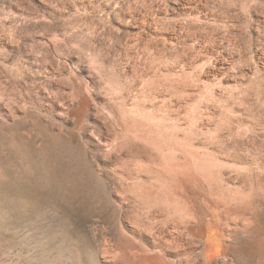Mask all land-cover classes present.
Wrapping results in <instances>:
<instances>
[{"label": "rangeland", "instance_id": "rangeland-1", "mask_svg": "<svg viewBox=\"0 0 264 264\" xmlns=\"http://www.w3.org/2000/svg\"><path fill=\"white\" fill-rule=\"evenodd\" d=\"M149 119L153 128L148 131ZM141 121H146L142 127ZM18 134L24 145L34 141L41 148L50 136H57L63 146L84 150L90 167L108 178L107 195L117 204L127 199L123 224L119 218L109 219L107 212L85 218L80 201L59 199L61 209L54 208L51 191L36 190L25 175L30 162L9 153L8 144L20 142ZM0 135L6 142L0 148V169L10 173L0 179V200L20 191L40 201L39 208L28 207L20 221L0 207V264H132L121 254L131 248L150 256L151 264H263L264 257L257 256L264 255V247L254 257L247 243L253 235L259 244L264 232V0H0ZM156 139L168 140L165 145L171 150L182 144L208 155L214 169L219 166L221 181H233L229 187L234 193L249 191L245 186L253 182L255 195L260 194L259 230L247 233L244 220L234 215L237 220H226L228 214L222 211L212 219L207 209L215 207L214 185L205 182V188L193 189L183 174L176 179L165 161L171 150L157 152L152 146ZM175 153L173 157L181 158ZM12 173L22 179H13ZM158 176H167L163 180L169 185L171 179L176 181L149 205L134 196V190L144 188L142 179L149 185ZM197 186L205 189L204 198L200 189L196 197ZM166 189L172 197L181 191L176 204ZM206 201L213 204L206 207ZM115 202L111 207H117ZM183 207L192 208L193 214ZM201 213L207 216H198L205 225L203 233L199 227L193 232L190 228L200 219L189 223L191 227L185 221ZM61 220L68 221L70 237L60 242L54 224ZM213 223L215 232L209 229ZM183 229L189 231L183 234ZM219 229L226 234L211 238ZM235 234L241 237L237 239L244 236V242L234 241ZM168 235L175 236L173 242ZM249 244L255 249L252 241Z\"/></svg>", "mask_w": 264, "mask_h": 264}, {"label": "bare ground", "instance_id": "bare-ground-1", "mask_svg": "<svg viewBox=\"0 0 264 264\" xmlns=\"http://www.w3.org/2000/svg\"><path fill=\"white\" fill-rule=\"evenodd\" d=\"M142 110V109H141ZM144 112V111H143ZM136 114V113H135ZM138 114V113H137ZM145 114V113H144ZM143 114V115H144ZM141 115V114H140ZM146 115H148L147 113H146ZM145 115V116H146ZM132 116V115H131ZM135 116H137V115H135ZM142 116V115H141ZM140 116V117H141ZM150 116V115H149ZM152 116V115H151ZM156 115H154V117H155ZM160 116H161V114H160ZM160 116H158L159 118H161ZM164 116V115H163ZM146 118V117H145ZM148 118V117H147ZM165 118V117H164ZM132 119V118H131ZM157 119V118H156ZM166 119V118H165ZM129 120V119H128ZM138 120V119H137ZM136 120V121H137ZM150 120V119H149ZM149 120H147V123H148V121ZM151 121V120H150ZM157 121H158V119H157ZM163 121V120H162ZM166 121V120H165ZM129 122V121H128ZM142 122V121H141ZM146 122V121H145ZM145 122L143 123H139L140 125L142 124V125H145ZM160 122V121H159ZM138 122H136V124H137ZM152 121L150 122V123H148V124H146L147 126H149V127H151L152 126ZM164 123V122H163ZM151 124V125H150ZM133 125V124H132ZM131 125V126H132ZM142 125H141V127H142ZM153 125H154V123H153ZM146 126V127H147ZM168 126H170V125H168ZM171 126H174V124L173 125H171ZM134 127H136V126H134ZM138 127H140L139 125H138ZM137 127V128H138ZM146 127H144L145 129H146ZM148 127V128H149ZM155 127H157V126H155ZM155 127H154V129H155ZM161 127V126H160ZM164 127V126H163ZM136 128V129H137ZM153 127H151V128H149L148 129V131L149 130H151ZM164 128H166V127H164ZM141 129V128H140ZM143 129V128H142ZM144 129V130H145ZM167 129V128H166ZM170 129V128H169ZM163 131H164V129H162ZM137 131H138V129H137ZM140 131V130H139ZM142 131V130H141ZM147 131V130H146ZM152 131H154V130H152ZM166 131V130H165ZM167 132V131H166ZM141 133V132H140ZM143 133V132H142ZM145 133V132H144ZM143 133V134H144ZM148 133V132H147ZM149 133H151V132H149ZM149 133H148V135H149ZM158 133V132H157ZM130 133H128V135H129ZM135 134V133H134ZM154 134V133H153ZM160 134V133H159ZM146 135V134H145ZM156 135V133L154 134V136ZM160 135H163L162 133L160 134ZM165 135V134H164ZM168 135V134H167ZM166 135V136H167ZM48 136V135H47ZM157 136V135H156ZM155 136V137H156ZM159 136V135H158ZM176 136H179L178 134L176 135ZM46 137V136H45ZM138 137H139V134H138ZM141 137V136H140ZM142 137H143V135H142ZM149 137V136H148ZM161 137H163V138H165L164 136H161ZM16 138L17 139H19L20 140V142H13V143H9L8 144V150H9V153H10V155L12 156V157H23V159L24 160H26V161H28V162H30V168L28 169V170H25L24 171V173H25V175L26 176H28V179H33V182H34V184L33 185H35V187H36V190H38V188H39V190L41 189V188H47L49 191H51V194L50 195H52V196H50L52 199H51V205L54 207V208H56L57 210L58 209H61V207H60V203H59V199H63V200H69V201H72V202H75V201H80L79 202V210L80 211H83L84 213H85V218H88L89 216H93L94 214H98V215H101V213L102 212H107V214H108V218L109 219H115V218H119V223L121 224L122 223V220H123V217H124V211H125V206H124V201L125 200H127V199H124L123 201H121L119 204H117V202H115L114 200H112L108 195H107V185H106V182H108V178L106 177V176H104V174H97L91 167H90V165H89V163H88V160H87V158L85 157V154H84V150H82L79 146H70V147H67V146H63L62 144H61V141L59 140V137H57V136H50V138L48 139V141H47V143H45V145L43 146V147H38L37 145H36V143L34 142V141H31L30 142V144H28V145H24L23 144V141L21 142V140L22 139H24L22 136H19V134L16 136ZM130 138V137H129ZM135 138V137H134ZM137 138V137H136ZM143 138H145V139H147L146 138V136H144ZM151 138H152V135H151ZM150 138V139H151ZM154 138V137H153ZM158 138V137H157ZM149 139V140H150ZM155 139V138H154ZM167 139V138H166ZM180 138H178V140H179ZM18 140V141H19ZM29 140V139H28ZM140 140V139H139ZM148 140V139H147ZM152 140V139H151ZM157 140V139H156ZM156 140H153V141H155L154 142V145H152L153 147H154V149L157 151V152H165V150L166 149H168V150H166V153H167V151H170L171 149V147L170 146H168L169 148H167V146L165 145V144H167L166 142L168 141H166L165 139H163L164 140V142H163V140L161 139V141L160 142H158V140L156 141ZM183 140V139H182ZM185 140V139H184ZM183 140V141H184ZM142 141H143V139H142ZM146 143H147V141L146 140H144ZM180 141V140H179ZM169 142H170V140H169ZM169 142H168V144H169ZM178 142V141H177ZM5 139H4V135L2 136V135H0V148H2V147H4L5 146ZM26 143V142H25ZM152 142H150V144H151ZM171 143V145L173 144V142L171 141L170 142ZM174 143H176V142H174ZM186 143V142H185ZM190 143H191V141H190ZM177 144V143H176ZM175 144V145H176ZM179 144V143H178ZM177 144V145H178ZM186 144H189V143H186ZM147 145H148V143H147ZM181 146H182V148H183V150H185V152L186 153H184L185 155H183V154H181L182 152L181 151H183L182 150V148H181ZM184 146V147H183ZM148 147V146H147ZM188 147H189V145H188ZM187 147V145H182V144H179L178 146H176V147H174V145H173V150L175 151V152H179L180 150V153L178 154L181 158H175V157H173V154L175 153V152H173L172 153V151L173 150H171L170 151V153L172 154H169V152H168V155L165 153V155H167L166 156V159H165V161L168 163H164V164H167V166L169 167V170H170V172L173 170V172L175 171V176L177 177L176 179H178V177H179V175L180 174H183L184 176H185V178H183V179H186V181H189V182H187V183H190V185L193 187V189L195 188V186L196 185H208L209 183H211V184H209L210 186L211 185H214V187H211V189H213L212 191L214 192V194L212 193V191H208V192H211L212 193V195H211V193H210V195L211 196H213L214 195V201L215 202H213L214 203V209H213V207H212V205L211 206H208L209 204H210V202H208V201H206V202H208V204L207 205H205L204 203H202L203 205H201V206H208V207H210V208H212L211 210H209V209H207V208H204V212H205V214H207V215H209L208 213H206L207 211H206V209L208 210V212H211V214H210V216H211V218L213 217H219L218 216V214L219 213H217V212H220V211H222L221 213H225V214H230V217L227 215V217H225V218H227L226 220H228V218H231V216H237L236 218L237 219H239L240 221H241V219L242 220H244V223L242 222V224L244 225V227H245V230H246V232L247 233H254L255 231H254V228H255V226H257V225H259V222H260V214H261V204H260V202H259V200H258V198L257 197H260V194H259V196H257L258 195V193H257V195H255V192H257V191H255V189L256 188H254L255 187V185L254 184H250V183H248L247 185H249V187L248 186H245L246 188H248L249 189V191H246V189H244V191H241L240 190V192L239 193H234L232 190H234V189H231L229 186H231V185H229V184H231L232 182H230L229 184L228 183H226L225 182V180H224V182L225 183H223L222 181V179H220L221 177V175H220V171L219 170H217V168L219 167H215L216 169H214V167H213V165H212V159L208 156V155H204V154H202V153H199L198 151H195L194 149H192V146H191V148H188ZM149 149V148H148ZM151 149V148H150ZM153 149V150H154ZM1 150V149H0ZM152 150V151H153ZM151 151V152H152ZM155 151V152H156ZM163 152V153H164ZM153 153V152H152ZM176 154V153H175ZM209 154V153H208ZM152 155V154H151ZM177 154L175 155V156H178ZM183 155V156H182ZM159 156V155H158ZM154 157V156H153ZM0 158H1V156H0ZM150 158H151V156H150ZM162 158H163V156H162ZM11 159V158H10ZM152 159V158H151ZM214 159V158H213ZM8 160V159H7ZM163 159H161V161H162ZM17 161V160H16ZM120 161V160H119ZM160 161V160H159ZM160 161V162H161ZM11 162V161H10ZM27 162V163H28ZM215 162V161H214ZM12 163V162H11ZM163 162H161V164H162ZM170 163V164H169ZM218 164H220L219 163V161L217 162ZM216 163V165H218ZM163 165V164H162ZM169 165H171V167L169 166ZM222 165V164H221ZM141 166V165H140ZM142 166H145V165H142ZM146 166H147V164H146ZM145 166V167H146ZM165 166V165H164ZM164 166L162 167V168H164ZM137 167V166H136ZM116 168V167H115ZM134 168V167H133ZM138 168V167H137ZM140 168V167H139ZM149 168V167H148ZM172 170H171V169ZM222 168V167H221ZM239 168V167H238ZM7 169H9V168H7ZM117 169V168H116ZM165 169H166V167H165ZM164 169V170H165ZM107 170V169H106ZM129 170V169H128ZM131 170V169H130ZM135 170H136V168H135ZM135 170H132V171H135ZM138 170V169H137ZM140 170V169H139ZM148 170V169H147ZM141 171V170H140ZM149 172V171H148ZM151 172V171H150ZM149 172V173H150ZM154 172V171H153ZM153 172H152V174H153ZM168 172V171H167ZM177 172H178V175H176L177 174ZM136 173V172H135ZM143 173V172H142ZM147 173V172H146ZM148 173V174H149ZM180 173V174H179ZM10 173H9V171H6V170H4L3 168H1L0 169V179H5V178H7L8 177V175H9ZM108 174V173H107ZM116 174V173H115ZM123 174V173H122ZM152 174H151V176H152ZM167 174V173H166ZM110 175V174H109ZM130 175V174H129ZM150 175V174H149ZM156 175H158V174H156ZM156 175H155V177H156ZM182 175V177H184ZM230 175V174H229ZM7 176V177H6ZM12 178L13 179H22V177L20 176V175H16V173H12ZM122 176V175H121ZM170 176V175H169ZM227 176H228V174H227ZM136 177V176H135ZM134 177V178H135ZM155 177H154V180H153V182H152V180H151V183H149V185L147 184V182L146 181H142V180H144V179H140L141 180V182H143L142 184H144V188L143 189H141L140 190V188L138 189V191H136V190H134L133 191V194H134V196L138 199V198H140V200L142 199H145L146 200V204H148L147 202H149L150 201V199H152L155 195H156V197L157 196H160L161 195V191L163 192V191H165V188H167V187H169V186H171L172 184H173V181H176V180H173V179H171V180H173V181H168V182H172V184H166V182H167V180L165 181V180H163V178H165V177H167V176H163V178L162 177H159L158 176V178H156L155 179ZM171 177V176H170ZM133 178V177H132ZM162 178V179H161ZM175 178V177H174ZM180 178V177H179ZM123 179H124V177H123ZM128 179V178H127ZM137 178H135V180H136ZM133 180V179H132ZM180 180V179H179ZM179 180H177V181H179ZM222 180V181H221ZM244 180V179H243ZM131 181V180H130ZM129 182V181H128ZM127 182V183H128ZM181 182V180L178 182V184L175 186V187H177L178 185L180 186V183ZM205 182H208V184L207 183H205ZM114 183V182H113ZM120 183V182H119ZM133 183V182H132ZM137 183H139V181L137 182ZM180 183V184H179ZM203 183V184H202ZM243 183V182H242ZM255 183H257L256 181H255ZM2 184L3 183H0V187L2 186ZM115 184V183H114ZM131 184V183H130ZM260 184V183H259ZM259 184L257 183V185L259 186ZM137 185V184H136ZM136 185H135V188H136ZM174 185V184H173ZM172 185V186H173ZM246 185V184H245ZM254 185V186H253ZM139 186V185H138ZM137 186V187H138ZM142 186V185H141ZM171 186V187H172ZM178 186V187H179ZM182 186V185H181ZM205 186H204V188H205ZM210 186H208V187H210ZM257 186V187H258ZM114 187V186H113ZM116 187H118V186H116ZM115 187V188H116ZM191 187V188H192ZM198 188L196 189V192H197V190L198 189H200L199 188V186H197ZM202 187V186H201ZM233 187V186H232ZM241 187V186H240ZM242 187H243V185H242ZM31 188H32V186H31ZM128 188V187H127ZM188 188V187H187ZM204 188H201L200 190H205ZM112 189V188H111ZM120 189V188H119ZM134 189V188H133ZM170 189V188H169ZM168 189V190H169ZM172 189V188H171ZM181 189V188H180ZM189 189V188H188ZM193 189H191V190H193ZM209 190H210V188H208ZM214 189H215V191H214ZM242 189V190H243ZM258 189V188H257ZM259 189H260V187H259ZM43 190V189H42ZM167 190V189H166ZM168 190L166 191V194H168V196H170V199L171 200H173V201H171V202H174V201H176V199H178V198H180V197H182V195H181V191L176 195V196H174V197H172V195L171 194H169V192H168ZM203 190L202 191H200V193L201 192H203ZM127 191V190H126ZM125 191V192H126ZM128 191H130V190H128ZM195 191V190H194ZM246 191V192H245ZM206 192V191H205ZM260 192V191H259ZM262 192V191H261ZM127 193V192H126ZM157 193H160V194H157ZM184 193H186L185 191H184ZM183 193V198L186 200H188L189 198H187V197H185L184 194ZM191 193V192H190ZM198 194L196 195V197H199V195H201V194H199V192H197ZM122 194V193H121ZM179 194L181 195V196H179ZM195 194V193H194ZM205 194V193H204ZM131 195V194H130ZM164 195V194H163ZM188 195V194H187ZM206 196L207 195H209V193L207 194H205ZM39 196V195H38ZM127 196V195H126ZM133 196V195H132ZM167 196V197H168ZM178 196V198H176V199H174L175 197H177ZM195 197V196H194ZM194 198V199H197V198ZM201 197H203V194L201 195ZM209 197V196H208ZM207 197V198H208ZM130 198V197H129ZM128 198V199H129ZM134 198V197H133ZM136 198L134 199V200H136ZM192 198H193V195H192ZM191 198V199H192ZM204 198V197H203ZM203 198H202V200H203ZM206 198V197H205ZM158 199H159V197H158ZM208 199H212V197H210V198H208ZM264 199V198H263ZM141 200V201H142ZM160 200V199H159ZM169 200V199H168ZM168 200H164L165 202L166 201H168ZM181 200V199H180ZM179 200V201H180ZM199 200L200 201H198V203H200L201 202V199L199 198ZM207 200V199H206ZM62 201V200H61ZM60 201V202H61ZM161 201V200H160ZM178 201V200H177ZM113 202V203H112ZM114 202H115V205H117V207H111L112 205H114ZM129 202V201H128ZM136 202V201H135ZM152 202H154V200H152ZM156 202V201H155ZM154 202V203H155ZM185 202V201H184ZM193 202H195V200L193 201ZM211 202V204H213ZM261 202H263V204H264V200L263 201H261ZM157 203V202H156ZM155 203V204H156ZM159 203V202H158ZM161 203V202H160ZM163 203V202H162ZM178 203V202H177ZM180 203V202H179ZM186 203V202H185ZM188 203H189V201H188ZM50 204V203H49ZM138 204V203H137ZM149 204H151V202L149 203ZM148 204V205H149ZM153 204V203H152ZM170 204V203H169ZM174 204H176L175 202H174ZM174 204H173V206H174ZM190 204V203H189ZM191 204H193V203H191ZM196 204H197V202H196ZM39 205H40V201H39V204H38V202L34 199V198H26V193H23V192H20V191H17V192H15L14 193V196L13 197H10V198H8V197H3L1 200H0V207H2V208H6L7 210H9V213L10 214H13L17 219H18V221H20L19 219H21V218H23V217H25L26 215H27V208L28 207H33V208H35V209H37V208H39ZM140 205V204H139ZM154 205V204H153ZM163 205V204H162ZM179 205V204H178ZM200 205V204H199ZM198 205V206H199ZM138 206V205H137ZM147 206V205H146ZM157 206V205H156ZM180 206V205H179ZM188 206H191V205H188ZM195 206V205H194ZM197 206V205H196ZM195 206V209L197 208ZM158 207V209L160 210V208H159V206H157ZM156 207V208H157ZM178 207V206H177ZM192 207V206H191ZM190 207V208H191ZM155 208V207H154ZM156 208H155V210H156ZM176 208V207H175ZM181 208V207H180ZM184 208V211H183V209H182V211L183 212H186L187 211V209H189V207H186V210H185V207H183ZM133 209H134V207H133ZM148 209V208H147ZM150 209H152V208H150ZM192 209V208H191ZM191 209H189V212H190V210ZM194 209V210H195ZM200 209V208H199ZM201 209L203 210V208L201 207ZM63 210V209H62ZM178 210V209H177ZM180 210V209H179ZM194 210H192L193 212H195ZM197 210H198V208H197ZM201 210V212L202 213H204L203 211ZM161 211V210H160ZM182 211H180V212H182ZM58 212H61V211H58ZM134 212V211H133ZM139 212H140V210H139ZM148 212V211H147ZM152 212H155V211H152ZM151 212V213H152ZM158 212V211H157ZM180 212H178L179 214H180ZM198 211H196L195 213H197ZM186 213H188V212H186ZM192 212H190L188 215H190ZM199 213V212H198ZM201 213V214H202ZM213 213V214H212ZM214 213H217V215H215V216H212V215H214ZM221 213L219 214V215H221ZM263 213V212H262ZM8 214V213H7ZM6 214V216H8ZM104 214V213H103ZM147 214V213H146ZM161 214V213H160ZM182 214V213H181ZM184 214V213H183ZM193 214V213H192ZM195 215V217H194V215H191L189 218L187 217V220L185 221V225H187V223H188V225L187 226H190L191 225V222H193L194 221V223H196V222H199L200 221V224H198V225H200V226H202V224H203V222L201 221V219H203V218H207V216L206 215H204V214H202L203 216H206V217H202V215ZM232 214V215H231ZM5 215V214H4ZM57 215V213H55V216ZM156 215V214H155ZM186 215V214H185ZM184 215V216H185ZM223 216H224V214H222ZM5 216V217H6ZM57 216H59V215H57ZM62 216V219L63 220H65V219H67L65 216H67V213L65 212V211H63V214L61 215ZM102 216V215H101ZM166 216V215H165ZM180 216V215H179ZM184 216H183V218H184ZM201 216V219L199 218V217ZM226 216V215H225ZM233 216V217H234ZM70 217V216H69ZM181 217H182V215H181ZM198 217V218H197ZM231 218V220L232 219H234V218ZM56 218H58V217H56ZM138 218V217H137ZM183 218H182V220H183ZM185 218H186V216H185ZM212 218V219H213ZM221 218V217H220ZM223 218V217H222ZM225 218H223V220H225ZM235 218V219H236ZM241 218V219H240ZM135 219H136V217H135ZM140 219H141V217H140ZM149 219H150V217H149ZM161 219V218H160ZM173 220H175L174 218H172ZM179 219V218H178ZM198 219H200L199 221H198ZM236 219V220H237ZM6 220V219H5ZM8 220V219H7ZM141 220H143V219H141ZM156 220V219H155ZM158 220V219H157ZM181 220V219H180ZM205 220V219H204ZM214 220H215V218H214ZM218 220V219H217ZM217 220L215 221L216 223H217ZM222 220V222H224ZM225 220V222H228V221H226ZM235 220V221H236ZM238 220V222H240ZM59 221V220H58ZM116 220H114V222H115ZM133 221V220H132ZM184 221H182L183 223L182 224H184ZM207 221H209V219L207 220L206 219V223H207ZM220 221V220H219ZM218 221V222H219ZM234 221V222H235ZM135 222H136V220H135ZM170 222H172V221H170ZM175 222V221H174ZM202 222V223H201ZM211 222H213V221H211ZM221 222V223H222ZM264 222V221H263ZM53 223V222H52ZM70 225H72V221H70ZM137 223V222H136ZM189 223H190V225H189ZM205 223V222H204ZM216 223L214 224H212L213 226H212V228H211V226H210V228L209 229H213L214 227H216ZM221 223H220V225H221ZM63 224V225H62ZM67 224H69L68 223V221H60V222H56L55 224H54V226H55V229H54V232H55V235H56V239L58 240V241H63V240H66L67 239V237L70 235V233H69V231H68V229L66 228L67 227ZM123 224V223H122ZM132 224V223H131ZM139 224V223H138ZM144 224V223H143ZM157 224V223H156ZM175 225H177V226H175L176 228L178 227V225H179V223H177V222H175L174 223ZM197 224V223H196ZM196 224L194 225V226H196ZM115 225V224H114ZM180 225H181V223H180ZM193 225V224H192ZM196 226V227H193L192 229L190 228V230H193L194 229V231L193 232H197V231H195L196 229L195 228H197V227H199V229H202V233H203V229L205 228V225L204 226H202V228L200 227V226ZM209 225H211L210 224V222H209ZM220 225L218 226L217 225V227H219L220 228ZM224 225H227V224H225L224 223ZM229 225H230V223H229ZM228 225V226H229ZM263 225V224H262ZM117 226H119V224L117 225ZM137 226H139V225H137ZM143 226V225H142ZM146 226V225H145ZM172 226V225H171ZM184 226V225H183ZM183 226H181V227H183ZM187 226H184V227H186L187 228ZM207 226H208V223H207ZM232 226V225H231ZM231 226H229L228 228H230L231 229ZM235 226H239V225H235ZM52 227V226H51ZM144 227V226H143ZM166 227V226H165ZM172 227H174V226H172ZM191 227V226H190ZM223 227V226H222ZM227 227V226H226ZM232 227H234V226H232ZM240 227V226H239ZM258 227V226H257ZM72 228V227H71ZM179 228V227H178ZM177 228V229H178ZM185 228V229H186ZM224 228V227H223ZM73 229H75V230H77L76 232H78L79 234H80V231L78 230V228H76V227H74ZM154 229V228H153ZM152 229V230H153ZM177 229H176V231H177ZM207 230H208V227L206 228ZM217 228H214V232H215V230H216ZM222 229V228H221ZM235 229H237V227L235 228ZM239 229V228H238ZM256 229V228H255ZM258 229V228H257ZM256 229V230H257ZM139 230H140V226H139ZM155 230V229H154ZM167 230V229H166ZM172 230H174V229H172ZM218 230V229H217ZM232 230V229H231ZM259 230V229H258ZM257 230V231H258ZM175 231V230H174ZM181 231V230H180ZM185 230L183 229V234L186 232V231H189L188 229L184 232ZM201 230H199L198 232H200ZM209 232H210V230H208ZM221 230L219 229V231H217L216 233H213L215 236H213V235H210L209 234V232H208V234L210 235V236H212L211 238H213V237H216L218 234H223L224 233V231L222 232V233H219ZM230 231V230H229ZM237 231V230H236ZM236 231H235V233H236ZM243 231V230H242ZM254 231V232H253ZM260 231H262V229H260ZM259 231V232H260ZM51 232V231H50ZM134 232V231H133ZM141 232V231H140ZM172 232V231H171ZM171 232H170V234H171ZM179 231H177V233H178ZM231 232V231H230ZM230 232H228V233H230ZM244 232V231H243ZM246 232H244V236H248V235H250V234H248V235H246ZM49 233V232H48ZM155 233H156V231H155ZM166 233V232H165ZM174 233H176V232H174ZM188 233H190V232H188ZM256 233V232H255ZM168 234H169V230H168ZM173 234V233H172ZM179 234V233H178ZM181 234V233H180ZM186 234V233H185ZM197 233H195L194 235H196ZM201 234V233H200ZM211 234H212V231H211ZM226 233H224V235H225ZM231 234V233H230ZM242 234V233H241ZM240 234V235H241ZM259 234V233H258ZM155 235H157V234H155ZM164 235V234H163ZM173 235H176V234H173ZM182 235V234H181ZM180 235V236H181ZM189 235H191V234H189ZM204 235V234H203ZM229 235V234H228ZM257 235V234H256ZM255 235V236H256ZM159 236V235H158ZM169 236V235H168ZM178 236V235H177ZM176 236V237H177ZM180 236H178V238L180 237ZM192 236V235H191ZM199 236V235H198ZM202 236V235H201ZM209 236V237H210ZM227 236V235H226ZM226 236H224L225 237V239H227L226 238ZM236 236V234L233 236V237H231V238H234ZM238 236V235H237ZM244 236H243V239H244ZM259 236H260V239L259 240H257V241H260V242H258L259 244H257V242L255 241L256 239L254 238V236L253 235H251L250 237V239H251V241L254 243V245H253V247H255V249H253L252 248V246H251V244H249L251 241H249L248 240V238L246 239V240H248L249 242L247 243L248 245H250V247L251 248H248V250L250 249V254L252 255L253 253H254V257H255V254L257 255V253L259 254V252H258V250L259 249H261L260 247H264L263 246V244H262V246H261V242H264V232L262 233V232H260V234H259ZM258 236V237H259ZM53 237V236H52ZM70 237V236H69ZM170 237V236H169ZM181 237H184L183 235L181 236ZM219 237H220V235H219ZM228 237V239H229V237L230 236H227ZM64 238H66V239H64ZM134 238V237H133ZM158 238H160V237H158ZM162 238V237H161ZM174 238H175V236H174ZM173 238V239H174ZM203 238H205V237H203ZM217 238H218V236H217ZM236 238V237H235ZM237 238H241V237H237ZM236 238V240L234 239V241H237L238 240V243H239V241L240 240H242L243 242H244V240L243 239H237ZM252 238H254V241L252 240ZM170 239H171V237H170ZM173 239H171V241L173 242ZM216 239V238H215ZM221 239H224L223 238V235L221 236ZM50 239H48V241H49ZM84 240H85V237H84ZM168 240V239H167ZM166 240V241H167ZM214 240V239H213ZM245 240V241H246ZM51 241V240H50ZM170 241V240H169ZM216 241H218V239H216ZM52 242V241H51ZM140 242H141V240H140ZM158 242H160V241H158ZM172 242H171V244H172ZM175 242V241H174ZM219 242L220 243H222V241L221 240H219ZM219 242H218V245H219ZM233 242V241H232ZM241 242V241H240ZM242 242V243H243ZM176 243H177V241H176ZM246 243V242H245ZM58 244H59V242H58ZM244 244V243H243ZM176 245V244H175ZM220 245H222V244H220ZM259 245V246H258ZM51 246V245H50ZM89 246V245H88ZM135 246V245H134ZM223 246V245H222ZM244 246H245V244H244ZM179 247V246H178ZM184 247V246H183ZM241 247V246H240ZM249 247V246H248ZM257 247V248H256ZM141 248H142V246H141ZM239 248V247H238ZM241 248H243V246L241 247ZM138 249V248H137ZM245 249H246V247H245ZM244 249V250H245ZM256 249H257V251H256ZM264 249V248H263ZM263 249H262V251H263ZM120 250H121V248H120ZM260 251V250H259ZM262 251H261V253H262ZM123 252V253H122ZM140 252H141V250H140ZM245 252L246 253H248L246 250H245ZM120 253V252H119ZM121 254H123V257H125V258H127V259H129V260H131V262H132V264H148V262H150V264H151V261L150 260H147L148 258H146L145 257V255L146 254H144V252L143 253H139V251L137 250V251H135V249L133 250L132 248L131 249H129L128 250V252L126 251V252H124V250L123 251H121ZM144 254V255H143ZM241 254V253H240ZM119 255V254H118ZM120 256V255H119ZM147 256V255H146ZM235 256V255H234ZM243 256V255H242ZM245 256V255H244ZM247 256L248 257H250L248 254H247ZM122 257V258H123ZM264 257V255L263 256H261L260 257V254H259V257L257 256V258H263ZM124 258V259H125ZM245 258V257H244ZM252 258V257H251ZM250 258V259H251ZM239 260H240V258H238ZM247 259V258H246ZM249 259V258H248ZM256 259V258H255ZM234 260H235V258H234ZM254 260V259H253ZM253 260H251V261H253ZM258 260V259H257ZM260 260V259H259ZM258 260V261H259ZM243 261V260H242ZM246 261V260H245ZM244 261V262H245ZM250 261V262H251ZM263 261H264V258H263ZM254 262V261H253ZM248 263V262H247ZM255 263V262H254ZM232 264V263H231ZM241 264H242V262H241ZM260 264H261V262H260ZM263 264H264V262H263Z\"/></svg>", "mask_w": 264, "mask_h": 264}]
</instances>
